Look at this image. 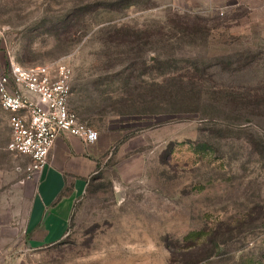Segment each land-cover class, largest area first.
<instances>
[{"label": "rangeland", "instance_id": "374dc122", "mask_svg": "<svg viewBox=\"0 0 264 264\" xmlns=\"http://www.w3.org/2000/svg\"><path fill=\"white\" fill-rule=\"evenodd\" d=\"M8 58L67 64L69 108L115 143L27 249L0 114V264H264V0H0Z\"/></svg>", "mask_w": 264, "mask_h": 264}, {"label": "built area", "instance_id": "2783aa9c", "mask_svg": "<svg viewBox=\"0 0 264 264\" xmlns=\"http://www.w3.org/2000/svg\"><path fill=\"white\" fill-rule=\"evenodd\" d=\"M71 68L64 62L27 66L8 58L0 75V108L8 114L6 149L29 162L24 180L42 172L55 138L62 132L91 143L98 133L69 108Z\"/></svg>", "mask_w": 264, "mask_h": 264}, {"label": "crops", "instance_id": "0c3cea01", "mask_svg": "<svg viewBox=\"0 0 264 264\" xmlns=\"http://www.w3.org/2000/svg\"><path fill=\"white\" fill-rule=\"evenodd\" d=\"M0 114L9 128L8 114L2 109ZM114 143L115 133L111 131L98 135V139L91 143L62 132L55 138L39 177L23 179L14 185L15 194L24 202L18 214H21L27 249L51 246L64 237L75 203L90 177L105 162L106 153ZM25 158L15 166V171L22 177V168L29 162V158ZM11 174L12 180L17 178V173Z\"/></svg>", "mask_w": 264, "mask_h": 264}]
</instances>
